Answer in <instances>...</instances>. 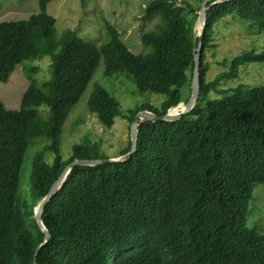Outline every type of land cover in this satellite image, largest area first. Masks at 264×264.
I'll use <instances>...</instances> for the list:
<instances>
[{
    "label": "trees",
    "instance_id": "1",
    "mask_svg": "<svg viewBox=\"0 0 264 264\" xmlns=\"http://www.w3.org/2000/svg\"><path fill=\"white\" fill-rule=\"evenodd\" d=\"M51 2L38 0L39 12L27 21L0 24V83L37 59H49L52 71L51 80L30 82L19 111L0 101V264H264V237L246 226L254 189L264 186V85L245 96L242 88L225 90L222 99L201 105L203 96L233 79L243 65L264 64V53H244L229 64V72L207 80L206 51L217 48L214 27L236 16L264 32V0L209 8L196 107L173 123H142L137 149L126 162L74 166L45 208L42 222L50 239L37 252L45 240L34 220L38 204L69 166L108 160L98 144L74 145L67 160L61 154L64 125L100 62L105 77L128 74L140 92L165 97L160 109L142 105L130 111L131 125L142 111L167 115L183 103L181 90L193 78L199 12L187 2L154 0L144 19L162 22L141 36L152 52L134 55L112 27L101 47L75 31L59 39L57 21L47 12ZM42 107L47 121L39 114ZM88 110L106 130L121 116L119 102L100 85ZM40 139L49 145L32 164L28 200L22 193L26 159ZM131 146L130 141L116 159Z\"/></svg>",
    "mask_w": 264,
    "mask_h": 264
},
{
    "label": "rangeland",
    "instance_id": "2",
    "mask_svg": "<svg viewBox=\"0 0 264 264\" xmlns=\"http://www.w3.org/2000/svg\"><path fill=\"white\" fill-rule=\"evenodd\" d=\"M153 1L52 0L47 12L57 21L56 30L59 39L66 31H75L84 42L101 47L109 42V29L112 27L121 34L124 44L131 53L147 55L152 52V49L143 45L141 36L144 33L155 31L162 22L159 18L152 21L144 19V10ZM182 1L200 11L204 0H178L179 5ZM38 12V0H0V24L27 21L31 15ZM195 26L194 33L198 35L200 28L197 22ZM214 28L213 44L217 48L207 50L205 55V64L209 70L207 77L209 83L216 81L221 74L229 72V64L242 54L264 53V32L260 31L255 23L241 20L236 16H228ZM50 66L51 62L47 58L26 62L16 69L7 83H0V101L5 108L10 111H19L23 94L32 80L39 84L51 80ZM32 69L35 71L30 72ZM104 72L105 64L102 60L86 92L68 116L61 139V154L64 160L71 156L72 147L77 144H98L102 155L108 160L116 159L131 141L130 111L142 105H152L160 109L165 101L162 95L149 91L140 92L137 83L128 74L105 77ZM191 83L186 84L181 90L184 105L191 98ZM96 85L103 87L120 104L121 116L115 120V125L110 130L102 128L97 117L88 110V101ZM262 85H264V64H245L233 79L222 80L219 86L203 96L201 105L205 106L209 101L222 99L225 97V90L242 88L240 94L245 96L248 90ZM39 114L44 120L49 119L47 109L39 108ZM48 145L46 140L40 139L28 151L22 189V193L28 200L31 195L32 164L38 154H45ZM45 160L47 161V157ZM248 210L247 229H256L257 233L264 237L263 185L255 187ZM26 224L33 231V222L27 220Z\"/></svg>",
    "mask_w": 264,
    "mask_h": 264
},
{
    "label": "water",
    "instance_id": "3",
    "mask_svg": "<svg viewBox=\"0 0 264 264\" xmlns=\"http://www.w3.org/2000/svg\"><path fill=\"white\" fill-rule=\"evenodd\" d=\"M209 1L210 0H204L203 1L201 9L198 13L197 23H198V27L201 29V32L194 39V44H195L196 48L194 50L195 67H194L193 79H192V83H191L192 93H191V98H190L189 102L185 105V110L183 112H181L180 114H177L176 116H173L170 113H168L167 115H165L163 117H159V116H157L153 113L147 112V111L139 112L136 115V117L134 118L133 123L131 125V143H132V146H131V150H130L129 154H127L126 156H124L120 159H115V160L76 162L73 165L66 168V170L63 172V174L61 175V177L57 181V183L51 189L48 196L46 198H44L38 204L37 208L35 209L34 220L36 221L38 227L40 228L41 232L45 236V240L40 245L37 252L39 251V249H41L42 247L47 245L49 242V239H50L48 231L46 230V228L44 227L43 222H42V215L45 211V208H46L47 204L49 202H51L52 199L58 195V193L61 190L62 185L66 181L68 175L70 174V171L73 169L74 166H76V165L99 166V165H103L106 163L109 164V163L126 162L132 157V155L135 153V151L137 149L139 127L142 123H144V122L173 123V122H176V121L182 119L184 116L190 114L192 112V110L196 107V105L198 103L199 95H200V81H199L200 80V73L199 72H200V66H201L200 60H201V54L203 52V37H204L205 30L207 27V22H208L207 12H208L210 7H212L216 4L229 2L232 0H218V2L212 4L210 7H208ZM195 28H196V26H195Z\"/></svg>",
    "mask_w": 264,
    "mask_h": 264
},
{
    "label": "bare ground",
    "instance_id": "4",
    "mask_svg": "<svg viewBox=\"0 0 264 264\" xmlns=\"http://www.w3.org/2000/svg\"><path fill=\"white\" fill-rule=\"evenodd\" d=\"M201 32V29H199V33ZM185 110V105L181 104L179 107L174 108L170 111V114L173 116H176L177 114H180L181 112H183Z\"/></svg>",
    "mask_w": 264,
    "mask_h": 264
},
{
    "label": "clouds",
    "instance_id": "5",
    "mask_svg": "<svg viewBox=\"0 0 264 264\" xmlns=\"http://www.w3.org/2000/svg\"><path fill=\"white\" fill-rule=\"evenodd\" d=\"M210 1H212V0H210ZM210 1H209V2H210ZM216 2H218V0H217ZM216 2H215V3H216ZM213 4H214V3H213ZM219 4H220V3H219ZM198 13H199V12H198ZM196 36H197V35H195V37H196ZM182 104H183V103H182Z\"/></svg>",
    "mask_w": 264,
    "mask_h": 264
}]
</instances>
